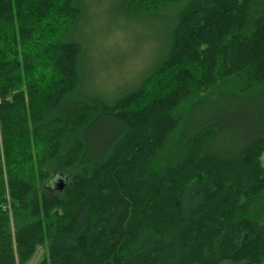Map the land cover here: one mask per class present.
I'll return each instance as SVG.
<instances>
[{"label": "trees", "instance_id": "obj_1", "mask_svg": "<svg viewBox=\"0 0 264 264\" xmlns=\"http://www.w3.org/2000/svg\"><path fill=\"white\" fill-rule=\"evenodd\" d=\"M80 1L0 0V264H264V0H121L179 11L155 67L94 99ZM213 102L234 110L195 122ZM243 116L251 139L212 151Z\"/></svg>", "mask_w": 264, "mask_h": 264}, {"label": "rangeland", "instance_id": "obj_2", "mask_svg": "<svg viewBox=\"0 0 264 264\" xmlns=\"http://www.w3.org/2000/svg\"><path fill=\"white\" fill-rule=\"evenodd\" d=\"M121 0H81L83 16L68 40L82 46L81 89L88 99L123 94L137 85L162 56L170 24L179 7L136 24L124 19ZM153 19L154 21L150 20ZM200 108V107H199ZM234 110L231 103L213 102L198 110L195 122ZM248 117L228 123L211 145L212 151L235 153L252 137ZM264 162V154L262 157ZM54 171H52V174ZM55 186L68 183L70 173L53 175ZM64 182V183H63ZM48 254V243L38 247L28 264H39ZM232 264V263H222Z\"/></svg>", "mask_w": 264, "mask_h": 264}, {"label": "water", "instance_id": "obj_3", "mask_svg": "<svg viewBox=\"0 0 264 264\" xmlns=\"http://www.w3.org/2000/svg\"><path fill=\"white\" fill-rule=\"evenodd\" d=\"M63 188H64V185L61 183V184H59V190H63Z\"/></svg>", "mask_w": 264, "mask_h": 264}]
</instances>
